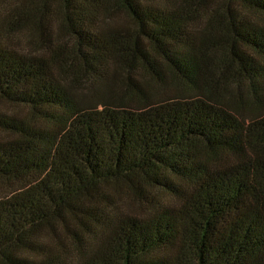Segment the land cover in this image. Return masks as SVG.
I'll list each match as a JSON object with an SVG mask.
<instances>
[{
  "label": "rangeland",
  "instance_id": "obj_1",
  "mask_svg": "<svg viewBox=\"0 0 264 264\" xmlns=\"http://www.w3.org/2000/svg\"><path fill=\"white\" fill-rule=\"evenodd\" d=\"M261 121L264 0H0V264L228 263Z\"/></svg>",
  "mask_w": 264,
  "mask_h": 264
},
{
  "label": "trees",
  "instance_id": "obj_2",
  "mask_svg": "<svg viewBox=\"0 0 264 264\" xmlns=\"http://www.w3.org/2000/svg\"><path fill=\"white\" fill-rule=\"evenodd\" d=\"M106 86H102L99 91L104 93L106 92ZM249 141L252 146L256 150V156L254 160V171H253V181L257 182L260 188L264 191V121H261L255 124L249 133ZM217 188L210 198H207L205 207L208 211H210L211 217L218 215H228L232 219L233 209H231V204L229 203L230 199L228 198V194H232L235 191L232 190H223ZM241 192V191H240ZM240 192L236 191V196L240 194ZM235 199V203H236ZM237 205V203H236ZM233 207V206H232ZM239 209V204L237 205ZM237 211V209H235ZM210 218V217H209ZM209 221V220H208ZM232 220H230L231 222ZM262 224H258L262 230V225H264V218L261 220ZM209 225L210 222H209ZM250 228L247 226L243 230V227L235 226V223H226L222 224L218 227L211 228L213 229L211 233V245L208 244V249H210L211 254L213 251H216L219 262L228 261L225 264H242V261L246 256L251 254L253 251L260 249L261 246H264L263 238L259 235L257 237L252 238L250 234L252 232L251 226ZM210 228V226H209ZM207 228L205 232V237L209 234L210 229ZM214 232V234H213ZM263 234V233H261ZM254 239H256L254 241ZM202 244H204L202 242ZM204 245H202V248ZM262 250V249H261ZM205 249H201L202 254ZM233 261V262H232Z\"/></svg>",
  "mask_w": 264,
  "mask_h": 264
}]
</instances>
